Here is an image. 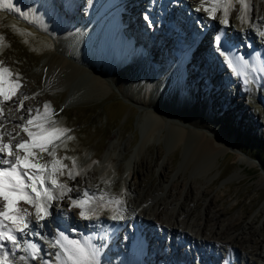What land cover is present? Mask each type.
<instances>
[{"label": "rangeland", "instance_id": "rangeland-1", "mask_svg": "<svg viewBox=\"0 0 264 264\" xmlns=\"http://www.w3.org/2000/svg\"><path fill=\"white\" fill-rule=\"evenodd\" d=\"M13 2L22 11L28 13V19L7 8L0 9V35L4 36V41L0 42L3 44L2 51H0V60L5 61L13 72L21 74L24 88L42 91V94L46 96L45 102H50L52 108L58 113L55 119L59 122V125L72 130L70 135L74 139L67 141L66 148L62 146L58 149L57 155L59 157L65 155L76 157L77 164L81 168L90 157L93 160L100 161L102 156L109 151L111 144H116L113 167L114 169L120 167V176L123 175L122 168L124 169L126 160L133 153L131 152L132 149L129 151L130 147L127 146L128 140L131 139V144L134 146L138 144L149 129L151 120L149 118L141 120L140 117L143 112L140 105L129 99L116 87H111L104 95L96 93L97 91L91 87L90 74L81 76L80 79L71 82L70 86L64 88L65 83L62 84L63 81L60 80V73L56 68L54 59H57L61 54L60 52L65 49L57 42L58 35L53 32V28L51 29L48 26L49 24L43 23L45 22L43 18H47V15H44L41 7L36 8L29 5L25 0H13ZM75 7L74 20L71 16L69 17L70 11L66 15H63L61 11V13L59 12L62 15L60 25H66V21V23L72 22L74 25H78L87 16L86 0L80 1ZM64 11L66 12L65 9ZM49 18L50 15L48 23ZM197 22L200 26L201 21ZM221 27L216 21L210 28L211 34H214L215 28ZM137 28L143 30V23H140ZM61 29H63L62 26ZM96 30L92 29V31ZM155 30L164 36L168 33L166 25ZM90 32L88 31L87 37L91 35ZM102 32L100 31L99 34L102 35ZM177 34V31L174 32L173 36H170L169 42L167 40L166 45L162 42L163 39L147 41L149 35L144 39V42L141 38L133 37L132 45L139 47L142 52L149 50L151 47L149 45H155L156 52H154L158 57L157 59L160 58L159 60L166 62L177 58L175 52L178 45L174 41ZM211 34L207 36L208 44L210 43L209 40L212 39ZM254 34L256 37H253V41L256 39L257 45H262L264 37H260L256 28H254ZM123 35L124 39L127 36L130 38L126 30ZM229 37L234 38L230 34ZM242 38L247 44L249 39L247 35L242 33ZM81 39L83 40V38ZM188 40L185 39L183 43L185 45L190 44ZM108 41L110 40L103 35L95 43L90 41V37L81 41L82 43L72 40L71 42L68 40V43L65 42L67 43L66 49L68 51L75 50L76 56L80 57L82 61L87 47H91L90 52L93 54H100L102 59L112 61L116 56L115 47L113 41ZM242 44L241 46L244 47L245 44ZM153 59H151L152 62H155V59ZM187 59V56L184 57L182 62L185 68ZM196 61L195 58L193 63L198 64L195 65L196 68L192 73L195 75L194 79H190L192 75L187 72L185 73L186 78L178 77L179 80L181 79L184 82L182 89L185 91L191 90V95L194 98V100H190L192 105L194 101L197 102L196 100L205 96L204 98L209 105L205 106L208 112L205 114L204 121L206 122V119L210 118V123L216 127L218 134L223 136L221 141L230 147L218 153L214 158H203L200 161L192 160L189 145L184 143L175 145L171 138L172 124L167 123L164 126L165 128L163 127L161 130V137L157 138L155 136L152 138L146 144L136 162L131 164L135 173L129 175L128 184H131L138 191L143 190V193L152 187L150 192H152L151 198L153 201L159 197L168 199L167 196H171V199L178 198L180 191L185 193V190L190 189L191 186L195 197L188 201V213L185 216L184 214L181 215L185 219H183V225H187L189 228H197L198 221L203 223L207 215L209 216V220H207L208 228L203 235H214L215 228L218 227V230H225V233L216 232L217 235L215 234V236L217 237L215 239L217 238L218 241L215 246H208L206 242L203 244V239H198L197 244L194 241L186 242L183 238V245H180L182 243L180 241L181 237L177 233L173 239L177 245L176 250H174L171 243L172 234L170 235L168 232L164 234L157 229H152L149 238H152L151 242L155 248L152 250L146 244H143L145 250L144 248L143 250L139 249V253L141 252L139 258L142 256L139 260L146 264H173L175 260H172L174 259L172 254H174V251L177 253L181 250L182 256H180L184 261L182 264H264V180H262L264 161L261 159L264 158V88L259 89V95L256 86L252 85V79H248L249 83L244 81L239 83L237 80L232 79L236 77V74L228 65H226V70L223 68L221 77L219 75L221 66L216 68L219 72H214L215 77H206V74L201 73L197 74L206 67V60L203 61V58H201L202 64ZM152 62L149 65L150 68L160 65ZM141 65L146 67V63ZM135 72L134 70L131 72L129 81L142 77V74H136ZM36 79L44 83L48 82V85H31V82ZM210 79H212L211 82ZM179 80L177 79L176 82L171 84L170 80L165 79L156 85L153 92L160 99L161 104L166 103L164 101L173 100L170 96L173 92H181ZM187 93L190 95L189 92ZM211 93H214L213 99ZM188 94L186 95L189 96ZM69 96L71 100H68ZM82 99L84 100L82 101ZM45 102L38 103L37 108L41 112H43ZM205 102L195 103L196 105H193V107L203 106ZM150 147L151 151L149 150ZM159 147L163 150L159 158L156 159ZM241 158L254 161L256 164L248 166L247 163L241 161ZM44 159L50 158L45 155ZM163 162L167 163L165 168L167 175L162 178L160 177V166ZM64 163L68 164L70 168L72 167L70 160H65ZM127 168L126 172L129 171ZM96 170L100 172L101 168ZM99 174L97 173L92 180L97 179ZM116 176L117 174H115V178ZM64 177L66 182L69 181L67 175H64ZM67 183L69 184V182ZM128 184L126 192H122L123 181H116L113 183L115 188L113 193L121 192L124 198L130 194ZM97 189H99V186ZM106 192H104L106 200L108 197H116L107 190ZM182 200L183 198H181ZM112 206L106 204L103 207L104 209L102 208L97 213L99 218L111 217L113 215ZM165 216L168 219V213ZM56 223L57 220L54 219L48 225L53 228L57 226ZM251 233L252 236L245 243L236 241L239 234L248 237ZM115 238L117 243L111 245L113 251H109V260L106 261L108 264H112L111 260L116 264L117 260H122L123 253L129 252L128 243H130L131 232L124 228L121 233L115 235ZM143 240L145 243L146 239L143 238ZM231 244L237 245V253L231 250ZM136 258L133 257L132 259L137 260ZM36 264H39V262H36Z\"/></svg>", "mask_w": 264, "mask_h": 264}, {"label": "bare ground", "instance_id": "bare-ground-1", "mask_svg": "<svg viewBox=\"0 0 264 264\" xmlns=\"http://www.w3.org/2000/svg\"><path fill=\"white\" fill-rule=\"evenodd\" d=\"M29 5H32L34 7H41L42 11H44V15H47V18L44 17L43 22L44 24L48 25L51 29L53 28V32L58 35L57 42L61 44V47L65 49L64 51L62 50L60 53V56H58L57 59H54L56 68L60 73V80H62V84L65 83L64 88L67 86H70L71 82H74L78 79H80L81 76L85 74H90L91 76V87H93L94 90H96L99 95H104L106 94L111 87H116L118 90L124 93L125 96H127L129 99L133 100L136 102L138 105H140L143 114L141 115L140 119H146L149 118L150 121V127L145 133V135L142 136L141 141L138 144H131V139L128 140L127 146L130 147V150L132 149L131 152L132 155L131 157L126 160V165L124 169L122 168L123 175L120 176L119 169L120 167L114 169L113 167V156L116 154V144H111L109 151L106 152L102 156V159L100 161L93 160V158H89L86 162V164H83L81 166L82 168V174L80 176L76 177V180H67L69 182V186H77L81 191H83L85 188H90L95 192H108L111 193V195H115L118 199H121L123 201V211L120 213H114L113 214H119L122 216L121 219L114 220V226L119 227V229L123 230L126 228L128 231L131 232V238H130V247H129V252L128 253H123L122 254V260H117L118 262L116 264H146L139 259V249L143 250L144 246L143 244L154 250L155 247H153L151 239L149 238V233L150 230L152 229H157L160 233H169L170 235L172 234V248L176 250V243L173 241L174 235L179 234L181 237V242L182 238L188 241H194L198 244V239H203L202 243L204 244L205 242L207 245L215 246L217 244L218 239L215 237L216 232H223L225 233V230H218L216 229V232H214V235L212 236H204L205 230H207V220H209V216H205V221L202 223L201 221H198L196 224L197 228H189L187 225H183V219L185 214L188 213L189 211V205L188 201L192 200L194 196V192L191 189L188 188L185 190V193L180 191L179 197L171 199V196H167L168 199H165L163 197L156 198L154 201L151 198L152 191L150 187L145 193H143V190H137L135 189L131 184H128V177L132 173L134 174V170L131 167V164L136 162V159L140 156L142 153L143 149L146 147V144L149 143V141L154 138L155 136L157 138L161 137V130L162 128L167 124L170 123L172 124V131H171V138L174 141L175 145L177 144H182L184 143L185 145H189V150H190V155L192 160L195 161H200L203 158H208L212 157L214 158L218 153L225 151L228 149L230 146L227 144H224L221 139H223V136L218 134V130H216V127L210 123L209 119L207 118L206 122L204 121L205 114L208 112L207 108L203 106L199 107H193L191 104V99L192 97V92H189L190 95L185 91L182 90L181 92L176 91L175 93L173 92L170 94L172 96L173 100L171 101H164L166 103L161 104L160 99L154 95V88H156V85L158 83H161L163 80L167 79L170 80L171 84L176 82V80L180 77L183 78L184 76L182 75L180 65H181V60H183L184 56H188V52H184L183 49H179V42L175 39L178 47L176 48L177 54H179V59H171L170 61L167 62H162V60L157 59L156 57V51H155V45H149L150 49L148 52H142L140 51L139 47H135L132 45V38H142L143 42L144 39L142 37L144 33V30L147 32L150 28L149 25L151 24H145L142 17H145L143 15V12L138 13V11L132 10L127 14V11H122L120 12L117 8H112L109 9V5L111 1L115 0H107L102 2V0H96L94 2H91V8L92 10L89 9L87 16L85 19L87 22L85 24H78L74 25L72 22L71 23H66V25H60V18L62 19V15L60 14L62 12L63 15L68 14L70 11L71 18L74 20V12L76 9L75 7H70V9H65L64 6H62V2H58V0H25ZM64 1V0H62ZM78 1V0H77ZM77 1L74 2V0L71 1V4L73 5L74 3L76 4ZM188 1L187 8L190 10V16L189 18H194L195 20L191 21L190 28L194 27V29H200L199 24L197 22V17H201V24L204 25V30L196 31L199 33H196L194 35V43L193 45L196 44V48H193L191 51V54L188 56V61H186V69L188 74L191 73L192 77L190 79H194L195 75L192 74L195 70V65L196 63H193L195 58L197 59L196 62H201V58H203V61H205L206 67L201 69V72H198L197 74H206V77H215V73H218L217 67L221 66L219 75L223 74V68L226 70V61L225 58L222 57L221 62L219 65L218 59L216 60L215 58L218 52L215 50L214 46L212 43H210V50L213 53L214 57L210 60L206 59L205 57V50L202 48L203 43L207 41V36L208 34L210 35L211 30L210 28L212 25L216 22L215 20H211L207 18V14L203 11L197 12L195 9L200 6V0H186ZM259 1V2H258ZM252 0V3L254 4V7L252 8L250 12V16L252 17V22L255 23L261 31H264V21H261L257 19L258 17H264V0ZM65 2V1H64ZM129 1L126 0V3L120 4L119 2L116 3V6L124 8V6L128 5L131 3V5L134 3L137 5V0H131L130 3H127ZM195 2L198 3L199 5L190 7V4H194ZM43 3V4H42ZM51 3V4H50ZM43 6H42V5ZM53 8L55 11L53 12ZM240 8V5H237V9ZM66 10V12L64 11ZM75 9V10H74ZM61 11V12H60ZM60 12V13H59ZM158 14V15H157ZM187 14V12H186ZM238 11L232 12V15L230 17V23L234 25V27H230L225 29L226 36L229 39V34L232 35L233 41L237 40L238 43V48L241 49L243 46H241L242 43H246V41H243L244 39L242 38V33L246 34L251 41H248L246 45H244L243 49L244 50H249L250 47L248 45H251V47H259L261 50L264 52V41L262 45H257V41H253V37L255 38L256 35L254 34V27H250L248 24L241 25L240 21L238 19H235V17L238 15ZM49 18V23H48V17ZM153 15L158 17V19L154 20V29L157 28V26L161 25V20L164 15L159 13V8H154L153 9ZM220 15V13H218ZM52 16V18H51ZM55 17V18H54ZM147 17V16H146ZM65 18V17H64ZM83 18V17H82ZM51 19V20H50ZM168 20L169 18H165L164 24L166 27H168ZM148 21L153 22V20L148 19ZM62 22V21H61ZM143 22V30L138 29L137 27L140 26V23ZM55 24V25H54ZM107 25V26H105ZM61 26L63 29H61ZM80 27V28H78ZM145 27V29H144ZM180 30H185V27L182 26L181 24L179 25ZM241 28L244 29L243 32L239 31ZM97 29L96 31H92ZM126 32L130 35V38L127 36L126 39L122 37L124 32ZM88 31L90 32V36L87 37ZM100 31L102 32V35L99 34ZM178 30L172 31L166 36H164L162 33L155 31L154 33V38L155 41L156 39L162 40V42L166 45L169 40L170 36L174 34ZM61 32V33H59ZM122 35H121V34ZM218 33V31H216ZM106 37L110 41L114 43V52H115V59L112 61H107L106 59H102L100 54L97 53H92L90 52L91 47H87L84 53V58L83 61L81 60L80 57L76 56V51H68L66 49V44L68 43V40L71 42L76 41L79 43H82L81 41H84L86 38L90 37L91 42H96L99 40L101 37ZM124 36V35H123ZM126 36V35H125ZM140 36V37H137ZM83 38V40L81 38ZM177 35H175V38ZM262 37V36H260ZM80 38V39H79ZM185 38V34L183 37H180V41H182ZM168 40V42H167ZM67 43H66V42ZM150 41V40H147ZM212 41V39H211ZM256 42V43H255ZM65 43V44H64ZM150 44V43H148ZM91 46V44H90ZM191 46H188L190 48ZM249 47V48H248ZM191 49V48H190ZM230 49V55L235 54L234 58V66L236 67L237 71L240 72H245L247 71L248 76L247 80L252 79L253 75H257V67L254 66V68H249L248 66L245 67L243 65V62L238 59V57H243L237 55V53L234 52L233 49ZM96 50V49H95ZM182 50V51H181ZM155 51V52H154ZM181 51V52H180ZM190 51V50H189ZM143 53V54H142ZM155 53V54H154ZM109 54V53H108ZM154 54V61L150 60V55ZM149 56V57H148ZM205 58V60H204ZM108 59V58H107ZM245 60V58H244ZM217 61V62H216ZM151 62L154 64H160L158 66H155V68H150L149 65H151ZM82 63V64H81ZM142 63H146L145 65H141ZM223 63V65H222ZM153 64V65H154ZM180 64V65H179ZM202 64V62L200 63ZM253 64V62H252ZM166 65V66H165ZM255 65V64H254ZM129 66V67H125ZM140 68V69H139ZM136 71L135 73L137 74H142V77L137 80H130V74L132 71ZM92 72V73H90ZM215 72V73H214ZM260 75H263V72H260ZM134 73V74H135ZM226 75V73H224ZM182 75V76H181ZM141 76V75H140ZM217 76V74H216ZM203 77V76H201ZM205 77V76H204ZM185 78V77H184ZM189 79V80H190ZM208 79V78H207ZM237 80L239 83L245 81V77L243 75H236L235 78H232ZM59 80V81H60ZM186 80V79H185ZM188 80V82H189ZM180 85L182 87L183 85V80H179ZM192 81V80H190ZM212 79H210V82ZM23 82V80H22ZM48 83V82H47ZM46 82H42L38 79L33 80L31 82V85L36 86V85H44L47 86ZM61 83V82H60ZM70 84V85H69ZM264 88V84L262 85ZM176 87V86H175ZM177 89V87H176ZM22 91H24L27 95L32 97L28 101H25V106L30 107L32 109H37L38 103H42L46 101V96L42 94V91H37L36 89H26L23 88ZM38 95H34L37 94ZM260 95V91H258ZM188 94L189 96H187ZM212 99L214 93H211ZM171 98V99H172ZM188 98V99H187ZM186 99V100H185ZM68 100H71V97H68ZM84 99H82L83 101ZM215 100V99H214ZM201 102V101H200ZM196 102V103H200ZM236 102V100H235ZM206 103V102H205ZM196 105V104H194ZM9 107L12 108V114L13 116L18 117L19 115H27L26 113L23 112H17L16 107L14 104H9ZM196 115V116H194ZM17 121H13L8 125L9 128L14 127L15 123ZM165 128V127H164ZM19 131V129H18ZM133 146V148H132ZM126 147V146H125ZM114 150V151H113ZM151 151V147L149 149ZM162 148L159 147L157 154H156V159L159 158ZM213 160V159H212ZM241 161L247 163L248 166H254L256 162L251 161V160H246L241 158ZM167 163L163 162L161 164V170H160V177L163 178V176H166V165ZM128 167V168H127ZM131 167V168H130ZM81 168L78 166L77 170H81ZM100 172L97 171L96 169H100ZM126 168L129 169V171L126 172ZM99 174V177L93 181V177ZM149 173V172H148ZM115 174H117L115 178ZM145 179V178H144ZM61 181H65V177L62 176L60 177ZM99 180V182H98ZM262 180H264V176H262ZM116 181H123V189L121 190L122 192H126V186L128 184L129 187V195H126L123 198V195L121 192H118L117 194H114V187L113 183ZM141 184V182H140ZM99 186V189L97 187ZM101 189V190H100ZM137 191V192H136ZM70 196L75 198L78 193L73 192L69 193ZM154 195V194H153ZM184 195V196H183ZM178 196V195H177ZM181 198L183 200L181 201ZM153 205H149L150 203ZM69 201L67 199L62 202L63 207H67ZM112 206L113 210L117 207L114 204H109ZM24 207H29L28 205H23ZM106 206V205H105ZM151 206V207H150ZM152 207H154L152 209ZM208 207V206H207ZM104 209V208H103ZM76 211L75 213H73ZM152 211V212H150ZM72 213L68 215L67 218L63 216H57L55 213L53 215V218H50L51 220H57V223H63L64 226H66L65 229H62V231H65V233L69 234L71 238L77 239L80 238L81 236H87L93 234V243H96L97 245L103 243L104 246L101 248V256L100 259L101 264H105V262H108V254L109 251H113L111 245H114L117 243V239L115 238V235L117 231L112 232V234H109L105 227L103 226L105 221H101L100 217L99 220L93 219V220H83L79 217L78 215V210H73ZM100 212V211H99ZM168 213V219H166L165 214ZM184 214V216H181ZM110 219V217H108ZM50 220V221H51ZM185 220V219H184ZM74 226L77 227V231L75 232H68L69 226ZM144 226V227H142ZM117 227V228H118ZM195 227V225H194ZM214 227V226H213ZM50 226L46 225L45 230H50ZM83 230V231H82ZM155 231V230H153ZM245 231V230H244ZM86 232V233H83ZM157 232V231H156ZM53 233V232H52ZM119 234V233H118ZM217 235V234H216ZM251 235L248 237L246 235H238L236 237V241L238 243H245L248 239H250ZM104 237L106 238V242L102 240L101 238ZM143 238L146 239V242L144 243ZM160 240V239H159ZM232 241V240H231ZM180 242V243H181ZM219 243V242H218ZM231 243V242H230ZM237 243V244H238ZM183 245V242L180 244ZM241 245V244H240ZM239 245V246H240ZM237 246V245H236ZM234 246V244H231L230 248L234 253L238 252V248ZM242 247V246H241ZM45 247H43L44 251ZM145 250V248H144ZM173 250V251H174ZM48 252L53 253V256L58 249L56 248H47ZM179 250L177 253L174 251V254H172V258L174 257L175 262L173 261V264H182L183 259H182V253ZM176 253V254H175ZM19 254V253H18ZM181 255V256H180ZM189 256V254H188ZM133 257H137V260H133ZM104 259V260H103ZM132 260V261H131ZM112 264H115L113 260ZM106 262V264H108ZM235 264V263H234Z\"/></svg>", "mask_w": 264, "mask_h": 264}, {"label": "snow or ice", "instance_id": "snow-or-ice-1", "mask_svg": "<svg viewBox=\"0 0 264 264\" xmlns=\"http://www.w3.org/2000/svg\"><path fill=\"white\" fill-rule=\"evenodd\" d=\"M237 5H240L239 9ZM253 7L252 0H200V6L195 9L205 12L208 19L222 26L213 37V45L233 73L245 77V83H249L248 73L237 71L234 66L235 54L229 55L225 29L234 27L230 17L232 12L238 11L235 19L241 25L256 28L258 34L264 37V31L252 22L250 12ZM2 8L28 19V13L17 7L13 0H0ZM145 19L148 21V17ZM257 19L264 21V17ZM239 31L243 32L244 29ZM3 41L4 36L0 35V42ZM2 48L3 44L0 43V51ZM238 59L245 67L249 65L243 57ZM259 71L264 72V65ZM23 88L21 74L13 72L5 61L0 60V264H101L104 244L93 243L91 235L73 239L65 231H58L44 251L41 244L32 239L39 237L41 241L44 240L41 231L50 223L54 213L67 218L75 209L83 220H99L97 213L106 204L116 205L113 211L120 213L123 211V201L114 196L106 200L103 192L90 188L81 191L79 187H70L66 181L60 180L61 176L67 175L69 180L74 181L82 174V170H77L76 157L57 155L58 149L62 146L66 148L67 141L74 139L70 135L72 130L59 125L55 119L58 113L50 102L44 103L43 112L39 108L26 107L25 101L32 97L22 91ZM9 104H14L17 112L27 115L13 116ZM17 120L14 127H8ZM45 155L50 159L45 160ZM65 160L71 161V168L64 163ZM73 192L78 193L75 198L69 195ZM66 199L69 203L65 208L62 202ZM121 218L119 214L110 217L111 220ZM67 231L70 233L77 229ZM101 239L106 242V238ZM48 247L58 249L54 256L47 251Z\"/></svg>", "mask_w": 264, "mask_h": 264}, {"label": "water", "instance_id": "water-1", "mask_svg": "<svg viewBox=\"0 0 264 264\" xmlns=\"http://www.w3.org/2000/svg\"><path fill=\"white\" fill-rule=\"evenodd\" d=\"M86 22H87V20L85 19V20H84L82 23H80V24L83 25V24H85ZM141 50H142V49H141ZM147 52H148V51H147ZM147 52H146V53H147ZM148 57H149V56H148ZM150 58H151V57H150ZM150 58H149V59H150ZM151 59H152V58H151ZM151 59H150V60H151ZM179 65H180V64H179ZM179 67H180L181 72H182V75H183V70H182L183 68H182V65H180ZM182 79H183V78H182ZM181 88H182V87H181ZM182 90H183V89H182ZM187 92H191V90H187ZM193 100H194V98H193ZM196 101H197V102H200V101H204V102H205L206 100H205V98H201V99L196 100ZM195 103H196V102L194 101V102H193V105H194ZM205 105L208 106L207 101H206Z\"/></svg>", "mask_w": 264, "mask_h": 264}, {"label": "trees", "instance_id": "trees-1", "mask_svg": "<svg viewBox=\"0 0 264 264\" xmlns=\"http://www.w3.org/2000/svg\"><path fill=\"white\" fill-rule=\"evenodd\" d=\"M264 161V158H261Z\"/></svg>", "mask_w": 264, "mask_h": 264}]
</instances>
